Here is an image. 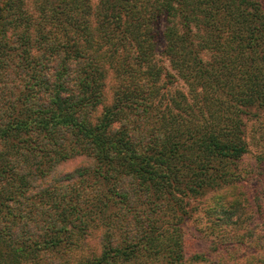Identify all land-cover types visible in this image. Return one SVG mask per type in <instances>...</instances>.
<instances>
[{
  "label": "trees",
  "instance_id": "obj_1",
  "mask_svg": "<svg viewBox=\"0 0 264 264\" xmlns=\"http://www.w3.org/2000/svg\"><path fill=\"white\" fill-rule=\"evenodd\" d=\"M260 108L262 0H0V264H186L191 201L242 221Z\"/></svg>",
  "mask_w": 264,
  "mask_h": 264
},
{
  "label": "rangeland",
  "instance_id": "obj_2",
  "mask_svg": "<svg viewBox=\"0 0 264 264\" xmlns=\"http://www.w3.org/2000/svg\"><path fill=\"white\" fill-rule=\"evenodd\" d=\"M264 2V0H262ZM163 40L158 41V47ZM244 133L248 142V150L240 160L238 167L240 174L243 176L244 190L247 196V209L241 217L239 224L226 228L215 227L208 216L203 212L209 194L191 201L190 212L188 218L183 224L184 233V253L186 255V264H209V261L195 262L191 259L195 254L204 253L208 258L221 255L224 260L242 262L250 253L261 252L262 231L264 230V211L262 217L257 211L258 205L264 207V163L258 166L256 156L264 152V108L254 109L253 114L244 119ZM208 202V200H207ZM226 230V232H225ZM252 231L253 236L249 238L248 231ZM235 235L239 240H243L242 246H237L234 250L229 248L231 240L229 237ZM222 243V251H216L215 242ZM246 241V242H245ZM228 242V246L225 244ZM245 243H247L245 245ZM85 251L96 247L95 234L88 238L85 244Z\"/></svg>",
  "mask_w": 264,
  "mask_h": 264
}]
</instances>
